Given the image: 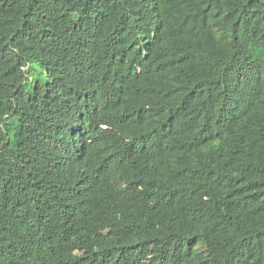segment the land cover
<instances>
[{
  "label": "trees",
  "instance_id": "16d2710c",
  "mask_svg": "<svg viewBox=\"0 0 264 264\" xmlns=\"http://www.w3.org/2000/svg\"><path fill=\"white\" fill-rule=\"evenodd\" d=\"M0 264H264V0H0Z\"/></svg>",
  "mask_w": 264,
  "mask_h": 264
},
{
  "label": "rangeland",
  "instance_id": "374dc122",
  "mask_svg": "<svg viewBox=\"0 0 264 264\" xmlns=\"http://www.w3.org/2000/svg\"><path fill=\"white\" fill-rule=\"evenodd\" d=\"M28 158H29L30 161L33 162L35 160V158H36L35 153H31Z\"/></svg>",
  "mask_w": 264,
  "mask_h": 264
}]
</instances>
